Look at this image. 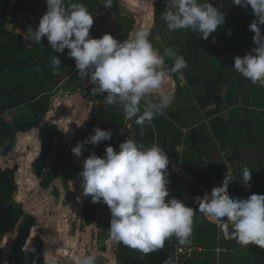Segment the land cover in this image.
<instances>
[{
    "label": "trees",
    "instance_id": "trees-1",
    "mask_svg": "<svg viewBox=\"0 0 264 264\" xmlns=\"http://www.w3.org/2000/svg\"><path fill=\"white\" fill-rule=\"evenodd\" d=\"M11 1H14V3L11 4ZM171 1H155V25L152 31L159 28V32L164 33V30L168 28L163 16L168 10H174L170 4ZM70 2L83 3L88 8L94 17V24L90 32L95 34L94 32L98 31L96 24H103L102 20L98 22L96 19V11L99 7H104L106 0H66V4ZM210 2L221 8V11L225 13V23L220 26L218 31L210 34L208 39L204 40L198 33H193L191 29H183L185 33H177L176 36L167 39L169 40V44H166L167 47L156 48L161 53L166 48H172L187 61L188 66L185 69L177 73H171L170 71L168 73L177 81L174 99L189 97L194 101L196 100L198 105L203 108L210 105H214V107L206 111L203 119L202 117L196 118L187 115L188 107L177 109L168 107L164 110L163 115L154 117L151 121L152 124L145 123L143 135H141V127L135 123L136 118L133 117L129 119L130 128L122 137L120 130L126 120L123 108L108 104L106 98L97 93L93 95L95 106L98 101L100 105L101 102L105 101L106 106L103 108L97 123L94 121L97 112L91 113L90 128L86 130V133L89 136L94 134V127L99 126L104 129H112L114 134L110 140L102 141L97 146L86 145L83 151L87 156L93 151L102 156L108 145L119 149V144L126 140L128 136L145 146L159 145L168 154L170 160L168 167L170 182L167 185L170 191L169 198L175 196L194 208H198V204L195 203L196 195H201L200 197L203 198L205 194L203 196L202 194L205 189L211 191L214 187L222 185L225 178L229 179L227 164L233 165L236 179L242 182L243 168L237 163L243 155L242 143L247 142L246 145L257 146L261 142V138L264 140V100L259 101L260 103L257 105H253L247 97L248 93L252 94L253 84L242 75L236 76L233 72H228L225 81L220 77H211V74L207 72L214 62H220V67L216 69L220 74L222 70L236 72L233 68L234 57L237 55L243 56L256 47L252 39L254 33L249 30V25L255 18L253 11L250 6L245 8L232 4V0H210ZM46 9V0H0V117L7 109L21 106H24L30 115L28 118H20L19 120L46 115L51 109L53 96L59 88L60 90L64 89L66 92L70 89L72 91L84 90V81H88L87 78L81 79L79 77L74 59L67 55L68 49H65L64 53L56 52L51 48L46 37L42 38L41 44L34 42L32 45H28L23 35L16 31L19 27V15L21 13L33 15L38 28L40 19ZM111 9L116 14L114 28H111L113 36L120 41H124L129 37L136 19L133 15L122 11L118 0H112ZM8 24L11 25V28L8 27ZM229 29H231V35L227 34ZM213 37H215V43H213ZM214 54L219 56V60L216 59ZM54 55L60 56L62 60L58 72L51 67V60ZM71 61L72 64L70 65ZM172 64L171 59H165V69H170ZM37 66H39V71L35 70ZM180 73H183L185 81L179 78ZM234 81H237V84L242 83L245 89L241 97L244 100L243 109L248 111V115L245 117H242L241 108L238 109L237 104H235L237 96L233 91ZM225 84H228L230 88L227 94L223 96L220 89ZM89 93L92 94L91 91ZM251 105L254 108H249L253 107ZM121 109L122 112L119 111ZM143 110L144 105L141 102V112ZM224 110H227L229 117L220 114ZM206 119H209L208 122ZM190 121L195 126L190 127ZM14 129L15 125L0 124V149L10 140ZM214 140H217L220 149L225 151V156L221 160L212 161L207 155V148ZM184 141L188 150H191L186 152L185 156L189 158L191 156V160L188 171L184 170L183 173H180L173 167V163H180L179 155L181 152H179L178 147L185 143ZM70 161L76 170L71 169L63 176L62 183L65 190L70 188L69 180L75 179L80 172V165L73 162L72 159ZM0 165L3 166V163H0ZM61 168H63L61 160L54 159L53 164L47 166L43 179L40 181L42 188L52 195L56 201L60 199L61 190L54 183V180ZM250 170L252 171V179L250 181L251 187L248 188V195L250 196L253 193L264 194V181H260L256 169ZM8 171L12 172L11 169H8L0 175V203L4 205L14 202L13 195L16 190V182L7 173ZM228 191L232 198L243 199V196L239 194V188L233 189L231 183H229ZM86 197L88 200L84 202L80 212L82 222L78 225L75 220L72 226L73 232L76 229L84 230L94 222H100V217L106 215L97 211L96 205L90 202V196ZM69 201L70 194H67L62 202L68 204ZM110 219L111 216L108 220L100 222L103 230L99 233L97 241L103 251H106V240L110 237L108 230ZM32 233H35L34 229ZM1 240L2 234L0 242ZM191 240V245L182 246L175 237H172L165 242L162 249L147 255L119 242L116 250L117 262L118 264H165V261L170 260L172 264H195L187 258L188 249L194 248L193 250L196 251L199 246L206 247L207 245H210L209 248L213 249L211 242L216 241L214 244L221 245L226 250V255H233L236 248L242 247L246 251L244 255L245 264H264V248L254 244L242 246L236 239L226 238L223 230L216 223L211 222L199 212L194 217ZM43 244V238L37 235L33 240L28 264H49L45 256L41 255ZM2 253L0 247V255ZM200 253L203 254V261L207 254L213 255L212 250ZM48 257L52 259L49 252ZM229 260L230 256H228L225 264L234 263V261L229 262Z\"/></svg>",
    "mask_w": 264,
    "mask_h": 264
},
{
    "label": "clouds",
    "instance_id": "clouds-1",
    "mask_svg": "<svg viewBox=\"0 0 264 264\" xmlns=\"http://www.w3.org/2000/svg\"><path fill=\"white\" fill-rule=\"evenodd\" d=\"M46 4L38 28L28 29L29 39L41 44L46 37L58 53L68 49L67 55L74 59L79 77L87 78L92 85V94H106L108 104L122 106L128 128L129 119L135 117L143 135L145 123L152 124L154 117L163 115L172 104L174 93L164 91V85L169 71L177 73L188 66L185 58L172 48L161 53L150 40V29L136 30L124 41L111 33L96 38L90 35L94 17L83 3L46 0ZM232 4L251 7L255 18L249 30L254 33L256 45L251 52L235 56L233 68L252 84L264 87V0H232ZM104 7L111 9L112 0H106ZM172 9L163 16L169 31L191 29L207 40L225 23V13L210 0H172ZM227 34H232L231 29ZM166 58L173 61L170 69H165ZM61 65L60 56L54 55L53 70L58 72ZM35 70L39 71V66ZM124 129L126 126L120 133L125 136L128 130ZM93 131L71 148L76 157L83 155L86 145L97 146L114 134L112 129L99 126ZM169 164L168 154L159 145L145 146L129 136L119 144V149L108 145L104 155L93 151L83 161V195L90 196L92 203L108 206V230L113 240L145 255L162 249L172 237L182 246L191 245L194 217L199 212L216 223L226 238L236 239L242 246L254 244L264 248V194L232 198L228 191L230 179L225 178L222 185L207 189L210 193L206 192L203 198L196 195L198 208H194L175 196L169 198ZM251 172L243 169L242 182L248 188ZM96 259L95 254L82 255L77 264H96Z\"/></svg>",
    "mask_w": 264,
    "mask_h": 264
},
{
    "label": "rangeland",
    "instance_id": "rangeland-1",
    "mask_svg": "<svg viewBox=\"0 0 264 264\" xmlns=\"http://www.w3.org/2000/svg\"><path fill=\"white\" fill-rule=\"evenodd\" d=\"M118 1L120 3V7H121L122 11L125 13H129V14L133 15L135 17L136 21H138L137 20L138 16H139L138 13H142V14L145 13V12L143 13V12H139L136 9H133L129 4L131 2V0H124V1L118 0ZM154 2H155V0H152V1H150L149 5H148V8L151 7L152 12H154V6H153ZM12 3H14V1H11V4ZM146 14L147 13H145V16H146ZM26 16H30V15L27 14ZM26 16L24 14H21L19 16V27L16 29V31L23 35V37H24V39L28 45H32L34 43V41H31L29 39L28 29H29V27H31L33 30H35V29H37V27L34 25L33 16H31V17H26ZM150 19H151L150 21H148V20L147 21L151 22V24L150 23L149 24L153 28V26L155 25V15H152V17H150ZM141 20L143 21V23L145 22L144 18H142ZM150 26H147L146 28H150ZM8 27L11 28V25L8 24ZM134 30H139V29H134ZM151 32H154V31H152V29H151ZM169 33L172 34L173 32H169ZM177 33L183 34V33H185V30L180 29L179 31H177ZM151 34H153V33H151ZM154 36H155V39L158 42H160V44L162 46H164L165 41H164L163 37L162 36L160 37L159 33L156 31H155ZM150 40L154 44V47H161L157 44V42L153 38H150ZM214 56L216 57L217 60H219V56L217 54H214ZM69 64L71 65L72 61ZM217 67H220V62H214V64L210 67V69H208L207 72H209L211 74V77H220L223 81H225V79L228 77V72H231V73L233 72L236 74V76L241 75L238 72L227 71V70H222V73L220 74V72L218 70H216ZM203 71H205V69H203ZM167 82L168 81H166V83H165L166 85H167ZM237 83H238L237 81H234V83H233L234 84L233 91L237 96V98H236L237 102L235 104H237L236 107L238 109L241 108L242 117H245L246 115H248V111L243 109L244 108V106H243L244 100L241 99L242 94L244 93L245 89H244V86L242 85V83L241 84H237ZM84 85H85L84 90L72 91L70 89L68 92H66V96H64V97L60 96L62 89L60 90V88H59L57 93L53 96V103H52V108L54 110H58V109L61 110L65 107L64 112H62V116H63L62 118L65 119L66 124H68V123L73 124V127H74L73 132L76 131L77 132L76 134H78L77 136H81V140L83 138V136H82L83 134L81 135V133L82 132L86 133L87 128H90L89 122L92 119V115L90 114V112H91L92 106H95V100H93V94L89 93V91H91L90 89L92 88V85L89 83V81H84ZM225 85L226 86H224V88L220 91L222 95L227 94L228 89L230 88V86L228 84H225ZM167 87H168V89L170 88L168 85H167ZM211 89H212V87H211ZM80 91H83L84 93H86V95L81 94ZM247 97L252 101L251 104H253V105L259 104L260 103L259 101L264 100V87H261L258 84H256V85L253 84L252 94L248 93ZM68 99L74 105L75 110H76L75 113L71 112V111L67 112L65 105H67ZM58 100H60L62 102V106L56 107V105L58 104ZM186 101L190 103V99H187ZM193 104L198 105V102L197 101L193 102ZM253 105H251V106H253ZM96 106L97 107L101 106L99 101L97 102ZM105 106L106 105H104L103 107H105ZM118 107L120 108L122 106L118 105ZM194 108H196V107H188V110L186 112L187 115L194 117V115H196V113H194ZM209 108H210V106H209ZM249 108H254V106L249 107ZM205 110H206V108L203 109V112H205ZM119 111L122 112V109ZM220 114L224 115L225 117H229L227 110L222 111ZM29 115H30L29 111L24 106H21L19 108H14V109H7L5 111V113L0 117V124H3V123L4 124H7V123L8 124H14L15 122L20 121L19 120L20 118H28ZM46 116L48 117L47 114H46ZM46 116H45V118H46ZM68 117H69V119H68ZM62 118L61 119L57 118L58 123L61 124V121L63 120ZM62 125H63V123H62ZM124 126H126V130L129 129L127 119L123 122V128H124ZM63 128L65 131V136L56 140V145L53 148V153L51 154L52 162L48 166L53 164L54 159L59 158V154L61 152L62 146L65 145L66 139L68 141L69 128L66 125H63ZM66 130H68V131H66ZM32 134L33 133L30 131L25 133V134L19 133L18 146H17L16 150L12 151L13 154L11 156L9 154L7 156L0 155V163H3V166L2 165H0V166L2 167V169L10 168L13 170V174H15V176H16L15 181L17 182V184L22 178H24V164H23V162L26 159L25 153L28 155L31 151H33V144L24 145L23 141H24L25 136L32 135ZM36 138L37 137L35 136V139ZM31 140L32 139H30V141ZM72 141L73 140L71 138L70 142L68 141V144L71 145ZM37 142L40 143L38 139H37ZM217 143H218V141L214 140V141H212L211 145L207 148V151H208L207 155L209 158H211L212 161L221 160L222 158H224V157H222V155H223V153H225V151L222 153L220 150V147L217 146ZM185 144H186V142L183 143L182 145H179V147H178L179 152H181L179 155V158L181 160L180 163L179 164L173 163V167L175 169H177V171H179V172H182L183 170L188 171L190 160H191V156H190V158L185 156L186 152L191 151L190 149L188 150V148ZM246 144H247V142H243L241 145L243 155L241 156L239 161H237V163L239 165H241L243 169L244 168L256 169L257 172L259 173L258 178L260 179V181H264V140H262V138H261V142L258 143L257 146H251V145H246ZM243 145H245V146L243 147ZM20 146H21V149H18V147H20ZM24 150H25V153L23 152ZM240 150H241V148H240ZM117 151H119V150H117ZM83 158H85L83 155L80 157H76L74 155V161L80 165L79 176H77L76 178H78V177L82 178L80 176V173L83 170V161H84ZM211 160H210V163H211ZM61 164H62V162H61ZM62 165H63V168H65V170L67 169L66 171H68L69 163L64 162ZM227 166H228V171L230 172L229 174L231 176L232 173L234 172L233 165H231L229 163V164H227ZM29 167H30V165H29ZM30 172L33 174L31 167H30ZM60 176H61V173L58 174V176L56 177V179L54 181V183L57 184L61 190V196H60V199L58 201H56L52 195H50L45 189L42 188L40 183H38V179L36 178L35 174H33V178L35 179L37 184L34 187H31L27 184V185H25V188L23 189L22 195H23L24 199L22 201L25 204V209L29 210V211H33L39 218L38 225L34 226L33 229L35 230L34 236L36 237L37 235H40L44 240V244H43L44 246H43V251H42L41 255L45 256V259L49 260L50 264H62V263L63 264H69V263L77 264V261L81 258L82 255H88V254H95L96 255V257H97L96 264H118L117 258H116V252H117L116 250H117V245L119 244V242L115 241L111 237H109L106 240L107 249H106V251H103V250H101L100 245L97 241L99 233L102 232V230H103L100 222H104V221L108 220V218L111 216L110 209L103 202L92 203L91 199H90V202L92 204L96 205L97 211L103 212L106 215L105 216L103 215L100 217V219H99L100 222L99 221L94 222L92 225L87 226L84 230L76 229L73 232L72 226H73V223L75 222V220H76L78 225L82 222V220L80 218V212H81V209L83 208L84 202L88 199L86 196L83 195V187H82L81 182L79 184H77L75 186V188H73V186H71V181L75 180L76 178L70 179L69 180L70 188L65 190L63 183H61ZM79 180L82 181V179H79ZM25 183L26 182H24L23 185ZM22 188L23 187L19 186V184H18V189L14 192V198L15 197L17 198V195H20V190ZM80 190L82 193L80 194V196H78V191H80ZM206 191H207V189L204 191L202 196L205 194ZM67 194H70V201L68 204H64L62 202V200ZM82 195L84 197H82ZM247 196H248V194H244L243 198H247ZM77 197H79V199H77ZM195 201H196V199H195ZM69 206H74L75 212H73L71 209H69ZM68 210H69V212H67ZM97 223H98V225H97ZM80 232L83 234V237H84V244H82L81 246H80V240L82 237H80ZM47 233H48L47 237L49 238L50 241H52L51 243L48 242V240L46 239ZM6 234H9L10 237L6 241V243L8 245V247H5L6 249L3 248L5 239L1 240L0 247L2 248L3 253H2V255H0V264H2V262L5 263L4 260L6 258V255L9 253V250L11 249L12 241L14 240V235L16 234V230L13 227H11V228L7 229ZM34 236L31 237L33 240L35 238ZM215 242L216 241L211 242L213 245V249L209 248L210 245H207L206 247L205 246H201V247L199 246L196 249V251L193 250L194 248L188 249L187 258H189L191 261L195 262V264H225V262L228 260V256H230L229 262L234 261L233 264H236L237 262H238L237 264H245L246 259H245L244 255H245L246 251L244 248L238 247L234 250L233 255H231V254L226 255V253H225L226 250L223 249V247L221 245H219L218 243L214 244ZM51 245L54 249L56 248L57 245L61 246L63 249H65L67 251V256L70 258L72 257V255L70 253H75L78 257L74 258L72 260H75L76 262L66 263L65 261L61 260L62 255L57 256V258H55V259H50V257H48V251H49V246H51ZM31 250L32 249L30 248L29 251L27 252L28 253L27 263L29 262V256H30ZM179 250H181V249H179ZM210 250L213 251V255L207 254L206 257L204 258L205 260L203 261L202 260L203 254H201L200 252H205V251H210ZM4 253H5V255H4Z\"/></svg>",
    "mask_w": 264,
    "mask_h": 264
},
{
    "label": "water",
    "instance_id": "water-1",
    "mask_svg": "<svg viewBox=\"0 0 264 264\" xmlns=\"http://www.w3.org/2000/svg\"><path fill=\"white\" fill-rule=\"evenodd\" d=\"M81 94L86 95L83 91ZM61 97L66 96V92L62 89L60 93ZM101 108L93 107L91 109L92 113H96L94 117L95 123L100 119ZM46 115H41L37 118H32L30 120H22L17 123V128L9 142L5 143L0 149V155L7 156L10 152L14 151L19 142V133H27L29 131L38 128L37 138L40 142V151L34 160L31 162V170L35 174L38 182L43 179L44 172L49 164H51L52 159L50 157L53 152V148L56 145V140L65 136V131L61 129L57 122L49 119H45ZM89 136H86V139ZM68 142L64 145V149H67ZM2 173V167L0 166V175ZM10 177L16 179L15 174H10ZM16 188L18 189V184L16 182ZM6 218L8 223L15 226L16 236L12 242V248L10 253L5 258L4 264H28V253L26 250V245L30 241V248L33 244V239L31 238L33 227L38 225L39 218L33 212L25 209V204L23 201H16L15 203L5 207ZM35 237V236H34Z\"/></svg>",
    "mask_w": 264,
    "mask_h": 264
},
{
    "label": "bare ground",
    "instance_id": "bare-ground-1",
    "mask_svg": "<svg viewBox=\"0 0 264 264\" xmlns=\"http://www.w3.org/2000/svg\"><path fill=\"white\" fill-rule=\"evenodd\" d=\"M122 1H124V0H122ZM150 1H152V0H131V2L129 3L130 4V6L133 8V9H136V10H138L139 12H145V13H147L146 14V16H145V13L144 14H142V18H144V20H145V22L143 23V24H140V23H137L136 25H135V29H138L139 27H144V26H146L147 25V23H149L148 21H150L151 19H150V17H152V15H154V12H152V9H151V7L150 8H148V5H149V3H150ZM154 6V5H153ZM135 11V10H134ZM136 12V11H135ZM140 13H138V15H139ZM139 20H141V18H139ZM148 20V21H147ZM142 23V22H141ZM136 30H133L132 31V33L131 34H134V32H135ZM167 79H168V82L171 80L170 79V77H167ZM168 90V88H164L163 90L165 91V90ZM67 102V101H66ZM58 106H62V102L60 101V100H58V104L56 105V107H58ZM66 106V110H67V112L68 111H71V112H74L75 113V107H74V105L72 104V102L71 101H69V99H68V102H67V105H65ZM65 108V107H64ZM64 108L63 109H61V110H54V109H51L50 111H48L47 112V115H48V117L46 116V118L45 119H49V120H55V119H53V118H59V119H61L62 118V112H64ZM77 108V107H76ZM78 111V110H77ZM69 119V118H68ZM57 122V121H56ZM63 123V120L61 121V124ZM57 124H58V122H57ZM60 124V123H59ZM72 126H73V124L72 123H68L67 124V127L69 128V131L70 132H68V136L70 135V133H72V131H74V129H72ZM62 129V128H61ZM37 130H38V128H35L34 130H32V131H30V132H32L33 134L32 135H27V136H25V138H24V141H23V143H24V145H28V144H33V151H31L28 155L25 153V150L23 151L24 153H25V157H26V159H25V161L23 162V164H24V178H22L19 182H18V184H19V186H21V187H23L21 190H20V195H17V198H16V200H18V201H22L23 199H24V197H23V189L25 188V185H29V186H31V187H34L36 184H37V182L35 181V179L33 178V174L30 172V167H31V162L34 160V158L37 156V154L39 153V151H40V143H38L37 142V139L38 138H36L35 139V136L37 137ZM33 137V138H32ZM70 137V136H69ZM30 139H32L31 141H30ZM26 140V141H25ZM18 149H21V146L20 147H18ZM30 151V150H29ZM13 153L12 152H10L9 153V155L11 156ZM23 156V155H22ZM29 165H30V167H29ZM79 178V177H78ZM76 178L75 180H73V181H71L72 182V184L73 185H77V184H79L80 182L82 183V181H80L79 179H82V178ZM24 182H26L24 185H23V183ZM23 185V186H22ZM82 192H81V190L80 191H78V196H80V194H81ZM82 197H84L83 195H82ZM49 203V202H48ZM69 209H71L73 212H75V207L74 206H69ZM67 212H69V210L67 211ZM63 216V215H62ZM64 217V216H63ZM35 235V233H32V236L31 237H33ZM47 235H48V233L46 234V237H47ZM15 236H16V234L14 235V238H15ZM10 237V235L9 234H6L5 235V237L3 238V239H5V242H4V249H6L5 247H8V245H7V243H6V241L8 240V238ZM80 237H82L81 238V240H80V246L82 245V244H84V237H83V234L80 232ZM47 240H48V242H52V241H50L49 240V238L47 237L46 238ZM30 241H31V239H29V242H28V244L26 245V250L27 251H29V249H30ZM13 242V241H12ZM11 248H12V246H11ZM10 251H11V249L9 250V253H10ZM50 254H51V257H52V259H55V258H57V256H60V255H62V257H61V260H67V261H69V262H76L75 260H72V259H74V258H77L78 256L75 254V253H70L71 255H72V257L70 258V257H68L67 256V251L65 250V249H63L61 246H59V245H57L56 246V248L54 249L53 247H52V245L51 246H49V251H48ZM8 253V254H9ZM7 254V255H8ZM4 255H5V253H4ZM6 255V256H7ZM79 255V254H78Z\"/></svg>",
    "mask_w": 264,
    "mask_h": 264
},
{
    "label": "crops",
    "instance_id": "crops-1",
    "mask_svg": "<svg viewBox=\"0 0 264 264\" xmlns=\"http://www.w3.org/2000/svg\"><path fill=\"white\" fill-rule=\"evenodd\" d=\"M156 1V0H155ZM170 4L172 5V1L170 2ZM21 14H24L25 16L28 14V15H30V16H26V17H31V16H33V15H31V14H29V13H21ZM20 14V15H21ZM19 15V16H20ZM142 13H140L139 14V16H138V21H136L135 22V24H134V26H133V28H132V30L130 31V33H129V36L131 35V33H132V31L135 29V25H136V23H140V24H143V21L142 20H139V18H141L142 19ZM33 21H34V25L37 27V25H36V21H35V18L33 17ZM98 22H99V20H98ZM142 22V23H141ZM150 24H151V22H149ZM149 23H147V25L146 26H144V27H139L138 29H141V28H146L147 26H150V24ZM149 24V25H148ZM97 25V29H98V31L97 32H94L95 34H97L96 36H95V34H93V33H91L90 32V34H92V35H94L96 38H99V37H102L105 33H111V34H113V32L111 31L113 28H114V25H113V28L111 29H107L106 27H105V25H104V23L103 24H96ZM147 29H150V32H151V29H152V26H150V28H147ZM168 29V28H167ZM164 30V33L163 32H159V28H158V30H156V32H158L159 33V36L161 37H163V39H164V46H162L161 44H160V42H158L156 39H155V36H154V34H155V31L154 32H151V33H153V34H151L150 35V38H153L161 47H167V45L166 44H169V40H167V39H169V38H172V36H176V34H177V31H179V30H176V31H169V29L168 30ZM99 30H100V32H99ZM169 32H173L172 34L171 33H169ZM171 35V36H170ZM165 36H166V38H165ZM167 77H170V79H171V81H169V82H167V85L170 87L168 90L166 89L165 91H171V92H175V90H176V88H177V81L172 77V76H170L169 74H168V76ZM179 78H181V79H183V81H185V78H184V75H183V73H180L179 74ZM166 81H168L167 79H166ZM167 85L165 84V86H164V88H168L167 87ZM224 86H226V85H224ZM224 86L220 89V91L224 88ZM65 91V90H64ZM66 92V91H65ZM221 93V92H220ZM98 95H100V96H102V97H106V94H100V93H98ZM226 95V94H225ZM224 96V95H223ZM187 99H190L189 97H186V98H176V99H174L173 100V102H172V104L169 106V108H171V109H176V108H187V107H196V105H194L193 104V102H196V101H194V100H192V99H190V103L189 102H187L186 100ZM93 101V100H92ZM102 104H101V107H99V108H101L102 110H103V106L104 105H106V102L104 101V102H101ZM93 107H95V106H92V108ZM214 107V105H210V108H209V106L206 108V110H205V112H203V109H205V108H203V107H201L200 105H197V107L196 108H194V113H196V115H194L196 118L197 117H202V119L204 118V116H205V114H206V111H208L209 109H212ZM96 108H98V107H96ZM209 108V109H208ZM51 109H53L52 108V106H51ZM50 109V110H51ZM49 110V111H50ZM202 114V115H201ZM63 117V116H62ZM69 118V117H68ZM56 121H57V118H54ZM63 119V125H66L67 126V124H66V121H65V119L64 118H62ZM55 120H53V121H55ZM208 120L209 119H206V121L208 122ZM55 121V122H56ZM127 121H128V119H127ZM58 122V121H57ZM59 124V123H58ZM60 125V127L64 130V128H63V125L62 124H59ZM189 126L190 127H193V126H195L194 125V123H190L189 124ZM125 127V126H124ZM72 129H74V127L72 126ZM186 130V129H185ZM66 131H68V130H66ZM124 131H126V129H124ZM69 132V131H68ZM76 132V131H75ZM75 132H73L72 131V133H70V137L68 138V141L70 142V140H71V136L73 135V134H75ZM72 134V135H71ZM121 136H123L124 137V132H123V134L121 135ZM216 139V138H215ZM186 146H187V144H185ZM217 146H219L220 147V145L217 143ZM16 150V149H15ZM221 150V152L223 153L224 152V150H222V149H220ZM85 158H87V156H85V155H83ZM225 156V153H223V155H222V157H224ZM85 158H83L84 160H85ZM82 159V158H81ZM61 180V179H60ZM39 183V182H38ZM73 184H72V182H71V186H72ZM207 193H209V191H207ZM97 225H98V223H97ZM201 263V262H200Z\"/></svg>",
    "mask_w": 264,
    "mask_h": 264
},
{
    "label": "flooded vegetation",
    "instance_id": "flooded-vegetation-1",
    "mask_svg": "<svg viewBox=\"0 0 264 264\" xmlns=\"http://www.w3.org/2000/svg\"><path fill=\"white\" fill-rule=\"evenodd\" d=\"M91 114V113H90ZM26 120H30V119H26ZM20 121H22V120H20ZM20 121H18V122H15L14 124H12V125H15V129H14V132H15V130H16V128H17V123H19ZM90 123V122H89ZM89 128H87V130H88ZM13 132V133H14ZM83 134V135H82ZM81 135L83 136V138H82V140H81V136H76L75 138H74V141H72V144L71 145H69L68 144V146H67V149H64V146H62V148H61V152H60V154H59V158L58 159H60L61 160V162H62V164L64 163V162H68L69 163V167H68V171H70L71 169H73V170H76V168H74V166H72L71 165V159H72V161L73 162H75L74 161V154L71 152V148L78 142V141H83V140H85L86 139V136L88 135L89 136V134L88 133H85V132H82L81 133ZM77 137H79L78 139H77ZM11 139V138H10ZM10 141V140H9ZM9 141H7V142H9ZM67 143V141L65 142V144ZM55 147V146H54ZM86 147V146H85ZM53 151V150H52ZM53 153V152H52ZM51 153V154H52ZM83 155H84V153H83ZM50 157H51V155H50ZM76 163V162H75ZM77 164V163H76ZM62 167H63V165H62ZM8 169H10V168H6V169H2V173L4 172V171H7ZM12 170V169H11ZM67 170V169H66ZM65 170V168H61L60 169V171L58 172V174L59 173H61V176H60V179H61V183H62V178H63V176L68 172V171H66ZM1 173V174H2ZM9 175L10 174H12L13 173V170H12V172H10V171H8L7 172ZM58 174H57V176H58ZM56 176V177H57ZM56 179V178H55ZM15 180V179H14ZM55 181V180H54ZM16 182V181H15ZM40 183V182H39ZM57 185V184H56ZM58 186V185H57ZM73 186V188H75V185H72ZM16 190H17V188H16ZM15 190V191H16ZM16 198V197H15ZM14 198V195H13V199H14V202L13 203H15L17 200ZM13 203H11V204H13ZM11 204H6V205H4V204H1L0 203V236H1V234H2V238L5 236V234L7 233V229H9V228H11V227H13L14 229H15V226H13L12 224H10V223H8V220H7V218H6V210H5V207H7V206H9V205H11Z\"/></svg>",
    "mask_w": 264,
    "mask_h": 264
},
{
    "label": "built area",
    "instance_id": "built-area-1",
    "mask_svg": "<svg viewBox=\"0 0 264 264\" xmlns=\"http://www.w3.org/2000/svg\"><path fill=\"white\" fill-rule=\"evenodd\" d=\"M96 19L97 20H102L105 27L107 29H110L113 27L115 21H116V14L113 9L106 8V7H99L98 10L96 11ZM92 37H95L94 35L90 34ZM230 172L227 171L228 177L230 179V183L232 184V188H239V194L244 197V194H248V187H246L242 182H239L235 175L234 172L230 176ZM249 196V195H248ZM247 196V198H248ZM49 263V261L47 260ZM50 264V263H49Z\"/></svg>",
    "mask_w": 264,
    "mask_h": 264
}]
</instances>
